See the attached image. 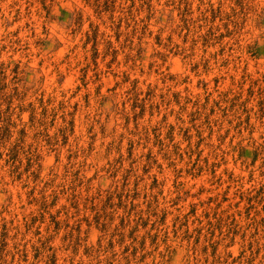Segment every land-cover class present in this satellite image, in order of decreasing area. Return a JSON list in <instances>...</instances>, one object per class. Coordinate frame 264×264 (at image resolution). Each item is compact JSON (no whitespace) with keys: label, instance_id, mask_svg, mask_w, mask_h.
Masks as SVG:
<instances>
[{"label":"rangeland","instance_id":"374dc122","mask_svg":"<svg viewBox=\"0 0 264 264\" xmlns=\"http://www.w3.org/2000/svg\"><path fill=\"white\" fill-rule=\"evenodd\" d=\"M0 264H264V0H0Z\"/></svg>","mask_w":264,"mask_h":264}]
</instances>
